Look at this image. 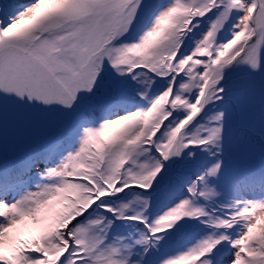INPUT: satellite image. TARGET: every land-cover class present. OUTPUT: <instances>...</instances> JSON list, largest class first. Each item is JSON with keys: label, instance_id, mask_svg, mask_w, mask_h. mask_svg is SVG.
I'll return each instance as SVG.
<instances>
[{"label": "snow or ice", "instance_id": "1", "mask_svg": "<svg viewBox=\"0 0 264 264\" xmlns=\"http://www.w3.org/2000/svg\"><path fill=\"white\" fill-rule=\"evenodd\" d=\"M0 264H264V0H0Z\"/></svg>", "mask_w": 264, "mask_h": 264}]
</instances>
